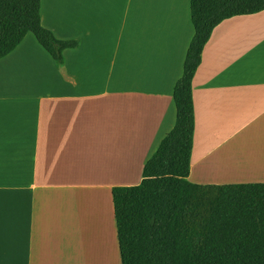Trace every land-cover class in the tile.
Returning a JSON list of instances; mask_svg holds the SVG:
<instances>
[{"label": "crops", "instance_id": "crops-1", "mask_svg": "<svg viewBox=\"0 0 264 264\" xmlns=\"http://www.w3.org/2000/svg\"><path fill=\"white\" fill-rule=\"evenodd\" d=\"M41 22L78 46L59 67L29 34L0 60V264H69L75 237L122 264L112 192L176 125L191 0H41ZM193 102L190 182L264 183V11L214 30Z\"/></svg>", "mask_w": 264, "mask_h": 264}, {"label": "trees", "instance_id": "trees-1", "mask_svg": "<svg viewBox=\"0 0 264 264\" xmlns=\"http://www.w3.org/2000/svg\"><path fill=\"white\" fill-rule=\"evenodd\" d=\"M264 11V0H191L195 35L174 88V129L147 162L142 183L112 192L122 264H264V183L189 180L195 135L193 81L214 30ZM62 67L78 46L43 27L41 0H0V60L27 35Z\"/></svg>", "mask_w": 264, "mask_h": 264}, {"label": "bare ground", "instance_id": "bare-ground-1", "mask_svg": "<svg viewBox=\"0 0 264 264\" xmlns=\"http://www.w3.org/2000/svg\"><path fill=\"white\" fill-rule=\"evenodd\" d=\"M82 237H75V247L72 249L70 246L68 247L69 250H71V253L74 254L73 262H69V264H94V261L92 260L94 255L89 252L88 254L85 253V251L82 249L81 246H89L88 244L84 243L82 240L79 241ZM90 240V238H89ZM100 240V241H99ZM102 241H104V238H102ZM98 242H101V239L98 238ZM83 259H89V262Z\"/></svg>", "mask_w": 264, "mask_h": 264}, {"label": "rangeland", "instance_id": "rangeland-1", "mask_svg": "<svg viewBox=\"0 0 264 264\" xmlns=\"http://www.w3.org/2000/svg\"><path fill=\"white\" fill-rule=\"evenodd\" d=\"M114 264H121V259H120V261L118 260V262H116V263H114Z\"/></svg>", "mask_w": 264, "mask_h": 264}]
</instances>
